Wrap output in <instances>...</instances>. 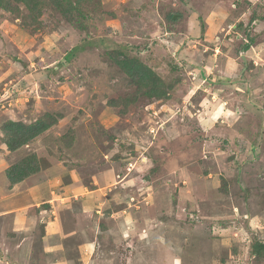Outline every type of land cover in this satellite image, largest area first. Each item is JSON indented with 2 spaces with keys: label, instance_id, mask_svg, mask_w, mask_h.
I'll return each mask as SVG.
<instances>
[{
  "label": "rangeland",
  "instance_id": "1",
  "mask_svg": "<svg viewBox=\"0 0 264 264\" xmlns=\"http://www.w3.org/2000/svg\"><path fill=\"white\" fill-rule=\"evenodd\" d=\"M261 247L264 0H0V264Z\"/></svg>",
  "mask_w": 264,
  "mask_h": 264
},
{
  "label": "trees",
  "instance_id": "2",
  "mask_svg": "<svg viewBox=\"0 0 264 264\" xmlns=\"http://www.w3.org/2000/svg\"><path fill=\"white\" fill-rule=\"evenodd\" d=\"M17 1H19V0H17ZM50 2H51V0H50ZM247 48H248V46L245 47V49H247ZM23 132H24V130H23ZM23 132H21L20 129H18V128L11 130V134H10L11 139L7 140V144L9 146V148L14 149L22 142L23 139L24 140L27 139V137H28L27 134L23 133ZM18 166H19L18 170H11L10 174L7 173V177L12 182L23 180L29 174L28 172L30 170L28 171V169H27L28 164L21 162ZM15 174H17V175L14 176ZM261 248H262V250H264V247H261Z\"/></svg>",
  "mask_w": 264,
  "mask_h": 264
}]
</instances>
